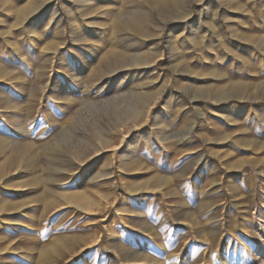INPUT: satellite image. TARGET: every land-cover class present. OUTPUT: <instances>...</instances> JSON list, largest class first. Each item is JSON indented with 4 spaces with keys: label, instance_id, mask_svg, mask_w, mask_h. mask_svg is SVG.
Instances as JSON below:
<instances>
[{
    "label": "rangeland",
    "instance_id": "1",
    "mask_svg": "<svg viewBox=\"0 0 264 264\" xmlns=\"http://www.w3.org/2000/svg\"><path fill=\"white\" fill-rule=\"evenodd\" d=\"M165 1L0 0V264H264V0Z\"/></svg>",
    "mask_w": 264,
    "mask_h": 264
},
{
    "label": "crops",
    "instance_id": "2",
    "mask_svg": "<svg viewBox=\"0 0 264 264\" xmlns=\"http://www.w3.org/2000/svg\"><path fill=\"white\" fill-rule=\"evenodd\" d=\"M178 155V153L177 155L165 154L163 158L164 169L158 172L156 185H149L145 180V185L142 186L145 187V191L149 188L163 190L162 197L167 199L169 202L167 204L180 206L186 218L191 214L194 205H198L197 200L200 201L201 199L202 203H206L211 198L213 199L212 193L209 195L206 191L214 185L213 175L215 172L213 168L207 165L204 158L201 159L200 166H195L190 155ZM146 195L145 192V222L148 223L150 214L154 212L157 214V211L154 209L155 204V206H150ZM171 211L173 212L172 208ZM150 230L151 228L145 229V237L151 236ZM180 237L186 238L185 235H180ZM168 247H171L169 243H167V249Z\"/></svg>",
    "mask_w": 264,
    "mask_h": 264
},
{
    "label": "bare ground",
    "instance_id": "3",
    "mask_svg": "<svg viewBox=\"0 0 264 264\" xmlns=\"http://www.w3.org/2000/svg\"><path fill=\"white\" fill-rule=\"evenodd\" d=\"M144 2H145V0H144ZM156 2L158 3V4H160L161 6H163V7H165V6H167L168 5V2L167 1H165V0H156ZM181 5H182V2H180V3H174L173 5H172V7L174 8V9H178V8H180L181 7ZM104 60V62L103 61H101L100 63H99V66L97 67V68H99V70L92 76V83L93 82H95V81H98L99 79H101L102 77H103V75H104V73H105V70L107 69V68H105L106 67V65H105V58L103 59ZM102 68H105L104 70H102ZM54 149V148H53ZM31 159V158H30ZM26 161H29L30 162V160H29V158H20V157H13V156H11L10 157V159H9V163L10 164H13V165H20V164H24ZM32 161V160H31ZM2 169H0V173H2V171H1Z\"/></svg>",
    "mask_w": 264,
    "mask_h": 264
}]
</instances>
